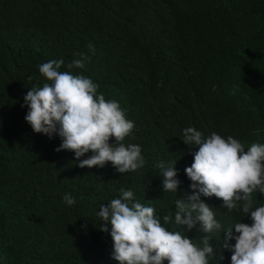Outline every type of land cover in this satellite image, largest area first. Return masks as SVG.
<instances>
[{
  "label": "trees",
  "instance_id": "1",
  "mask_svg": "<svg viewBox=\"0 0 264 264\" xmlns=\"http://www.w3.org/2000/svg\"><path fill=\"white\" fill-rule=\"evenodd\" d=\"M78 53L90 61L67 69ZM53 59L126 110L135 139L125 143L142 148L143 169L80 168L73 152L56 151L58 135L33 131L23 98L47 82L39 65ZM189 126L231 135L245 150L264 143V0H0V264H119L111 226L99 230L100 205L127 188L161 219L175 212L174 201L192 194L185 169L196 149L182 141ZM175 161L181 184L165 193L155 165ZM201 199L215 200L222 230L252 223L220 199ZM254 200L264 205L259 193ZM199 228L184 234L200 243ZM214 234L209 264H231L226 233Z\"/></svg>",
  "mask_w": 264,
  "mask_h": 264
},
{
  "label": "clouds",
  "instance_id": "2",
  "mask_svg": "<svg viewBox=\"0 0 264 264\" xmlns=\"http://www.w3.org/2000/svg\"><path fill=\"white\" fill-rule=\"evenodd\" d=\"M87 47L95 53L93 44ZM76 56L67 69H84L90 61L86 53ZM64 64L63 59L40 64L39 72L47 82L29 89L23 98L28 108L25 119L33 131L49 139L58 135L62 142L56 151L73 152L80 168H104L111 163L120 174L143 169L142 148L125 143L129 137L135 139V123L127 118L126 110L118 101L106 99L89 77L61 70ZM182 141L196 149L189 153L194 159L185 169L192 194L174 201L175 212L161 219L155 208L140 203L127 188L100 205L99 230L108 233L111 226L113 259L119 264H209L217 258L211 238L221 232L226 233L222 248L231 253V264H264V205L255 206L254 200V194L264 196V143L253 142L245 150L246 145L231 135L224 138L212 132L205 137L191 126L183 130ZM155 167L160 170L163 191L177 193L181 181L176 161L159 162ZM201 196L222 200L228 212L251 217L252 223L241 220L222 230L214 212L215 200L204 202ZM63 199L68 206L76 203L70 194ZM172 224L182 230L169 231L167 226ZM197 224L204 233L200 243L184 234L185 226L191 231ZM218 258L222 261L224 256L219 253Z\"/></svg>",
  "mask_w": 264,
  "mask_h": 264
}]
</instances>
